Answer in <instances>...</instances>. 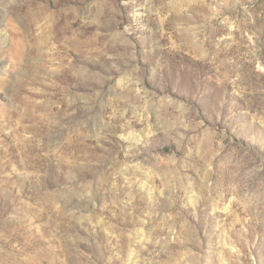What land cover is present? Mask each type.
<instances>
[{
	"label": "rangeland",
	"instance_id": "rangeland-1",
	"mask_svg": "<svg viewBox=\"0 0 264 264\" xmlns=\"http://www.w3.org/2000/svg\"><path fill=\"white\" fill-rule=\"evenodd\" d=\"M0 264H264V0H0Z\"/></svg>",
	"mask_w": 264,
	"mask_h": 264
}]
</instances>
